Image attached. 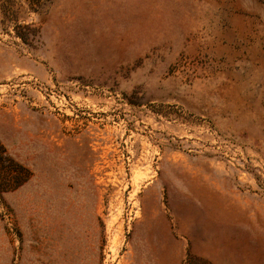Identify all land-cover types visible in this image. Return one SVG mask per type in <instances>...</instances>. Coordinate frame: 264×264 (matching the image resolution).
<instances>
[{"label": "rangeland", "instance_id": "rangeland-1", "mask_svg": "<svg viewBox=\"0 0 264 264\" xmlns=\"http://www.w3.org/2000/svg\"><path fill=\"white\" fill-rule=\"evenodd\" d=\"M0 143V264H264V0H0Z\"/></svg>", "mask_w": 264, "mask_h": 264}, {"label": "trees", "instance_id": "trees-1", "mask_svg": "<svg viewBox=\"0 0 264 264\" xmlns=\"http://www.w3.org/2000/svg\"><path fill=\"white\" fill-rule=\"evenodd\" d=\"M7 2L13 4L17 0H6ZM27 4V7L33 11H39L51 1V0H20V2ZM11 9V8H10ZM9 9V16L7 19H14L16 22L15 26V36L21 38V41L25 44L32 46L34 42L39 40L40 28L33 23H20L16 16V9ZM5 175L15 178L14 182L10 187L16 188L22 185L31 175L30 170L19 162L15 161L8 155L3 144L0 143V177ZM2 183L0 184V186ZM1 190V189H0Z\"/></svg>", "mask_w": 264, "mask_h": 264}]
</instances>
